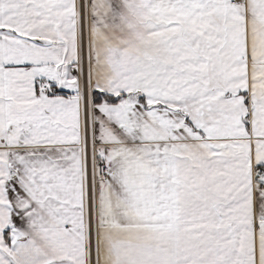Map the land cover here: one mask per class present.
<instances>
[{"label":"snow or ice","instance_id":"snow-or-ice-1","mask_svg":"<svg viewBox=\"0 0 264 264\" xmlns=\"http://www.w3.org/2000/svg\"><path fill=\"white\" fill-rule=\"evenodd\" d=\"M0 264H264V0H0Z\"/></svg>","mask_w":264,"mask_h":264}]
</instances>
